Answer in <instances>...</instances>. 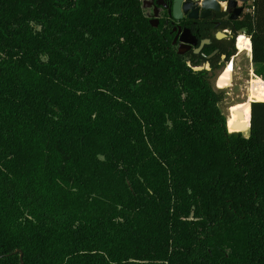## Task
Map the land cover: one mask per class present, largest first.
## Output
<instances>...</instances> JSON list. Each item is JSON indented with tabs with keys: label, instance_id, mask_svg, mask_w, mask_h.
<instances>
[{
	"label": "trees",
	"instance_id": "16d2710c",
	"mask_svg": "<svg viewBox=\"0 0 264 264\" xmlns=\"http://www.w3.org/2000/svg\"><path fill=\"white\" fill-rule=\"evenodd\" d=\"M235 35L264 81V0ZM189 62L143 0H0V264H264V88L229 133Z\"/></svg>",
	"mask_w": 264,
	"mask_h": 264
},
{
	"label": "flooded vegetation",
	"instance_id": "af4514ba",
	"mask_svg": "<svg viewBox=\"0 0 264 264\" xmlns=\"http://www.w3.org/2000/svg\"><path fill=\"white\" fill-rule=\"evenodd\" d=\"M144 2L150 4L148 8L144 9L151 23L156 26L163 25L171 39V45L177 50V53L181 45L180 39L183 38L184 41L188 42L186 44L188 48H182L183 54L179 55L189 56L192 60V63H189L194 66L202 65L201 67L204 68L208 64L211 71L206 69L203 71L208 73V77L209 73H212V77H209L210 80L213 79L217 71L223 69L218 76L220 77L222 73L226 72L227 67L231 69V76L233 77L234 59L238 56L237 50L240 49L238 42H236L235 27L237 21L244 15L247 6H244V11L236 20H230L232 11L228 10H224L221 14L212 13L208 18H202L201 12L195 18H189L188 15L181 12L180 19L176 20L172 18L169 12L170 0H143V7ZM158 3L161 6L157 5ZM175 39L176 42L174 43ZM205 41L209 43L204 44L200 49ZM193 43L195 45H191ZM197 49H200V52L195 54Z\"/></svg>",
	"mask_w": 264,
	"mask_h": 264
},
{
	"label": "rangeland",
	"instance_id": "374dc122",
	"mask_svg": "<svg viewBox=\"0 0 264 264\" xmlns=\"http://www.w3.org/2000/svg\"><path fill=\"white\" fill-rule=\"evenodd\" d=\"M144 1H148V0H144ZM237 51H238V56L235 57L234 59V75L232 77V82L227 88L218 90L223 92V94L225 95V99L220 104L219 107L221 112L225 115L227 124L230 126L232 131H237V129H235L236 128L235 126L240 125L241 122L239 121V123H230L228 121V119L231 116V109L237 105L248 104L247 101L249 97L252 98V101L253 99H259L260 97H262V92L264 88V81L260 80L261 78L259 79L255 75V69L253 68V64L251 63V59L249 57L250 52H239V50ZM197 66L201 67L202 65H197ZM222 71L223 69L217 71L213 79L211 80L213 88L215 89H216L215 82L217 80V77ZM243 111L244 110H242L241 113ZM249 121L251 124V108H250ZM248 132L249 131L245 132L244 134L247 135Z\"/></svg>",
	"mask_w": 264,
	"mask_h": 264
},
{
	"label": "water",
	"instance_id": "95a60500",
	"mask_svg": "<svg viewBox=\"0 0 264 264\" xmlns=\"http://www.w3.org/2000/svg\"><path fill=\"white\" fill-rule=\"evenodd\" d=\"M251 1L252 0H170L171 7L169 8V12H170V15H172V18L178 20L180 19L181 12L188 15L189 18H195L197 14L201 12L202 18H208L212 15V13L221 14L222 12H224V10H228V11H232L230 20H236L239 17V15L244 11V6H248L251 3ZM157 5L161 6L160 3H158ZM149 6L150 4H148L147 2H144V8H148ZM175 42H176V39L174 43ZM180 42H181V45L179 46L178 54H183L181 52V49L188 48L186 46L188 42L184 41L183 38L180 39ZM206 43H209V42L208 41L203 42L200 49ZM191 45H195V43ZM200 49H197L194 53L198 54L200 52ZM188 66L191 67L192 70L195 72H200V71H203L204 69L211 71L208 64H206L204 68L198 67V66L192 67L190 63H188ZM227 68L225 70H227ZM209 77H212V73H209ZM218 82H219V78L215 82L216 89L217 90L225 89V88H220L218 85ZM231 82H232V76H231ZM235 127H236L235 129H240L236 133H244L245 130L243 131L241 129H244L245 127H242L240 125H236ZM250 127H251V124H249V128L246 131H249ZM227 129H228V124H227ZM229 133L231 132L229 131ZM18 252L20 253V257H21V264H23L22 253L20 251Z\"/></svg>",
	"mask_w": 264,
	"mask_h": 264
},
{
	"label": "bare ground",
	"instance_id": "6f19581e",
	"mask_svg": "<svg viewBox=\"0 0 264 264\" xmlns=\"http://www.w3.org/2000/svg\"><path fill=\"white\" fill-rule=\"evenodd\" d=\"M237 42H238L239 48L242 49L243 51H245V52H250L251 51V42L245 36H240V38H239V40ZM237 48H238V46H237ZM218 78H219L218 85H219L220 88L228 87L229 84H230V81H231V69L228 68L226 70V72L222 73L220 75V77H218ZM250 101H252L251 97H249L248 101H247V102L250 103V108H251V103L252 102H250ZM249 103L246 104V105L242 104V105H237V106L233 107L231 109V116L228 119V121L230 123H239V121H240L239 116H241L240 113H241L242 110H247L249 108V106H248Z\"/></svg>",
	"mask_w": 264,
	"mask_h": 264
},
{
	"label": "crops",
	"instance_id": "0c3cea01",
	"mask_svg": "<svg viewBox=\"0 0 264 264\" xmlns=\"http://www.w3.org/2000/svg\"><path fill=\"white\" fill-rule=\"evenodd\" d=\"M239 52H245V51H243L242 49H239ZM249 57H250V59H251V53L249 54ZM252 63V62H251ZM251 100H252V98H251ZM249 103V102H248Z\"/></svg>",
	"mask_w": 264,
	"mask_h": 264
},
{
	"label": "built area",
	"instance_id": "2783aa9c",
	"mask_svg": "<svg viewBox=\"0 0 264 264\" xmlns=\"http://www.w3.org/2000/svg\"><path fill=\"white\" fill-rule=\"evenodd\" d=\"M239 38H240V36L236 39V42L239 40ZM250 53H251V51H250ZM230 66H232V63H230Z\"/></svg>",
	"mask_w": 264,
	"mask_h": 264
}]
</instances>
